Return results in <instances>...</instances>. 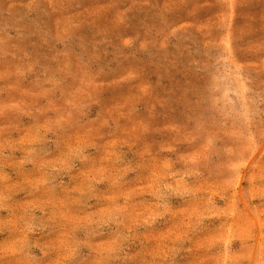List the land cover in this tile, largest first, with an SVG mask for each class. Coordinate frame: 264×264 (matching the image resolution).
<instances>
[{
	"label": "rangeland",
	"instance_id": "1",
	"mask_svg": "<svg viewBox=\"0 0 264 264\" xmlns=\"http://www.w3.org/2000/svg\"><path fill=\"white\" fill-rule=\"evenodd\" d=\"M0 264H264V0H0Z\"/></svg>",
	"mask_w": 264,
	"mask_h": 264
}]
</instances>
